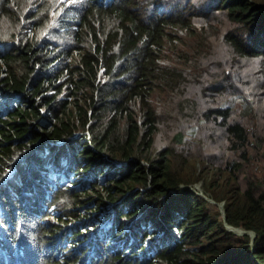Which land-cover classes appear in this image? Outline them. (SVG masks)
<instances>
[{
    "label": "trees",
    "instance_id": "1",
    "mask_svg": "<svg viewBox=\"0 0 264 264\" xmlns=\"http://www.w3.org/2000/svg\"><path fill=\"white\" fill-rule=\"evenodd\" d=\"M82 1L0 0V103L18 99L0 120V264H264V190L255 189L264 175L224 184L264 161L262 128L243 120L256 84L228 76L239 59H256L264 80V0ZM53 141L67 147L41 157ZM210 170L221 176L208 180ZM201 180L226 201L223 214L194 192ZM139 214L137 242L165 226L173 247L153 259L155 245L135 260L125 249L98 253Z\"/></svg>",
    "mask_w": 264,
    "mask_h": 264
},
{
    "label": "clouds",
    "instance_id": "2",
    "mask_svg": "<svg viewBox=\"0 0 264 264\" xmlns=\"http://www.w3.org/2000/svg\"><path fill=\"white\" fill-rule=\"evenodd\" d=\"M63 1H66L67 6H71L74 2H76V0H63ZM110 2L111 1H109V0H104V4H106V5L110 4ZM81 3H82V6H84L85 3H86V0L82 1ZM82 6L80 7V13L82 12ZM157 7L159 9H161L162 11H164L163 10L164 9V3L163 2H160V4ZM165 11H168V10H165ZM172 12L173 11H170V13H172ZM5 24H6V18L3 20V25H5ZM75 59H76V55H73L70 58L71 61H74ZM254 60H256V59H254ZM256 61H258V60H256ZM231 91H232V89L229 92H231ZM17 101H18V99L12 100V104H10L8 106H7V104L5 102L0 103V120H5L9 116V114L15 109V107L18 106V102ZM53 142H54V144H56V145L53 144L54 146H56L55 150L50 149L49 151H47L45 153V155H42L41 157H49V156L57 157V155H59L61 153V151L67 147V142L66 141H53ZM40 144L41 143L31 147L29 150H27V151H25L23 153H21L24 156V159L28 158L30 156L31 149H33L34 147L39 146ZM157 144H159V141H157ZM202 148L206 150V149H210L212 147H207L206 148V147L202 146ZM191 161H192V164L198 169H201V168L204 167L205 162H204V159L200 155L196 156V158H193ZM65 164H67V163H65ZM14 167L17 168L16 166H14ZM90 170H96L97 171L96 168H90ZM57 171L59 172L60 170L57 169ZM10 173L14 174L15 171L11 170ZM207 174H208V176H207L208 180H211L214 177V171H212V170H210ZM87 176H89V175H86V177ZM70 180L71 181H76L77 179H75V178L71 179L70 178ZM86 181H87V178H86ZM200 182H202L203 187H204L203 192H199L198 190L194 189V186L197 183H195L193 185V190H194V192L196 194H198L199 196H203L206 200H208V197L205 195V192H206L205 189L207 190V188L205 186L204 180H201ZM209 192L210 191L207 190L206 193L210 196L211 200H214ZM2 195H4V192L0 193V198L2 197ZM221 201L223 202V212H224V207H225L226 201L225 200H221ZM114 207H116V205L114 203H110V204L107 205V207H106L107 211H108L109 208L113 209L111 211H108V213H109L108 217H111L113 215ZM1 209H2V203L0 202V215H1V212H2ZM55 212H58V209H56ZM143 217H144L143 214H139L136 217L135 226H133L131 224L132 221L126 222L123 231L120 232L119 234H117L115 231H112V233H109V237H107V238L103 237L104 240L102 242H100L99 244H95V248H98V253L100 252L99 254H101L103 256V254L105 253L106 249L111 250L112 252H113V250H120L118 252H121L123 249H125V252L128 253V254L129 253H134L132 256H129V257H126V258H128L129 260H131V259L135 260L136 257H139V254L141 252L146 250L148 247H150L152 245H155L156 248H155L154 252L149 256V259H153L155 256H157L162 251L163 247L169 245L170 248H172L173 245H174L172 240L173 241H175V240L171 238L169 230L165 226H162V227L152 231L151 236H147V240L146 241H138L137 242L134 239V231L132 230V228L136 227L140 223V221L143 219ZM107 218H105L101 222L103 224H105L106 221H107ZM1 225H2V223L0 222V226ZM227 230H228V232L241 233V236L244 233H247V231H248V230H245L243 228H236V227H232V226L231 227L227 226ZM250 234L253 236V238H255L256 234L254 232L250 231ZM126 240H128V242H126ZM69 243H70L69 241L68 242H64L63 243V247H66V246L70 245ZM252 246H254V245H252ZM83 249L84 248H82L81 252L79 253V255L81 256V257H79L80 260L85 257ZM3 251H4V249L0 246V256L2 255ZM251 253H252V251H251ZM114 254H117V253H114ZM62 255L63 254H61V256ZM66 256H68V250H67ZM93 259L98 260V261L101 260V258H99L96 253L92 256V260Z\"/></svg>",
    "mask_w": 264,
    "mask_h": 264
},
{
    "label": "rangeland",
    "instance_id": "3",
    "mask_svg": "<svg viewBox=\"0 0 264 264\" xmlns=\"http://www.w3.org/2000/svg\"><path fill=\"white\" fill-rule=\"evenodd\" d=\"M258 65H259V62L254 59H244V58L239 59L236 67L233 69H230V71L228 72V76H229V79L232 85H236V78L240 76V72H244L245 74H250L252 76L253 82L256 84V89L258 92L253 91V90L247 91L249 101L251 102V105H252V109L243 116V120L245 122V126H248V124H251L252 127L254 128L255 126H259L262 128L261 141L259 139H257V141L261 143V145H264V80H263V76L258 75V72L255 71L256 67L258 68ZM216 100L218 103H222V104L224 102H228V100L226 99V96H225V101L222 100L221 97H217ZM205 105H206V102L204 101L202 104L199 103L198 105L199 109H202ZM167 106L172 109V101L168 102ZM175 126L179 127L180 125L175 124ZM157 141H159V144H157ZM164 142H165V138L163 136H156L157 146L164 144ZM172 145L174 147L182 148L184 146L183 137L182 136L178 138L176 137ZM220 146L225 147L226 145L220 143ZM190 147L194 149L193 141L190 143ZM206 152L221 156L219 153V148L215 146H213L210 149H206ZM193 158H196V155H193L192 159ZM242 171H243L242 173L237 174V179L235 181H232V180L230 181V178L226 180V182L224 183L226 184V188L227 187L229 188L231 186L234 187L237 185H242L243 184L242 177L245 174H249L253 178L258 177V175H261V174L264 175V161H256V162L248 161L242 166ZM214 176L220 177L221 174H214ZM194 189L198 190L199 192H203L204 187H203L202 182H198L197 184H195ZM255 189L264 190V186L257 187ZM205 195L208 197V201L211 204V214L214 216H217L218 214L223 213V202L218 203L214 200H211L210 196L206 192H205ZM236 234L241 236V233H236Z\"/></svg>",
    "mask_w": 264,
    "mask_h": 264
}]
</instances>
